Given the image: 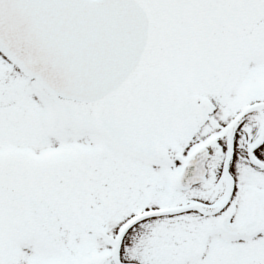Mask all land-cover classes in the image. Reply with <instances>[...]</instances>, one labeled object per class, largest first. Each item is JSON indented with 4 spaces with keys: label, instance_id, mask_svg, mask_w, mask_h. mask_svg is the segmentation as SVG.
I'll return each mask as SVG.
<instances>
[{
    "label": "snow or ice",
    "instance_id": "obj_1",
    "mask_svg": "<svg viewBox=\"0 0 264 264\" xmlns=\"http://www.w3.org/2000/svg\"><path fill=\"white\" fill-rule=\"evenodd\" d=\"M0 264H264V0H0Z\"/></svg>",
    "mask_w": 264,
    "mask_h": 264
}]
</instances>
